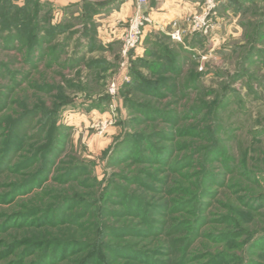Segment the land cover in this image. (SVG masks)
I'll return each mask as SVG.
<instances>
[{
  "label": "rangeland",
  "instance_id": "rangeland-1",
  "mask_svg": "<svg viewBox=\"0 0 264 264\" xmlns=\"http://www.w3.org/2000/svg\"><path fill=\"white\" fill-rule=\"evenodd\" d=\"M125 2L0 0V264H264V0Z\"/></svg>",
  "mask_w": 264,
  "mask_h": 264
},
{
  "label": "built area",
  "instance_id": "built-area-1",
  "mask_svg": "<svg viewBox=\"0 0 264 264\" xmlns=\"http://www.w3.org/2000/svg\"><path fill=\"white\" fill-rule=\"evenodd\" d=\"M128 1V0H126ZM137 3L138 12L132 18L127 37V47H135L138 45L143 36V31L147 28L148 25H153V18L149 9V0H135ZM226 2V0H201L202 12L195 14V23L194 30H200L204 33H207L208 28L211 26L210 15L215 11L218 3ZM183 29L181 26L175 23L172 31V37L178 40H182Z\"/></svg>",
  "mask_w": 264,
  "mask_h": 264
},
{
  "label": "crops",
  "instance_id": "crops-1",
  "mask_svg": "<svg viewBox=\"0 0 264 264\" xmlns=\"http://www.w3.org/2000/svg\"><path fill=\"white\" fill-rule=\"evenodd\" d=\"M131 0L125 3H130ZM201 0H149V12L155 18H169L199 8ZM177 17V16H176Z\"/></svg>",
  "mask_w": 264,
  "mask_h": 264
}]
</instances>
